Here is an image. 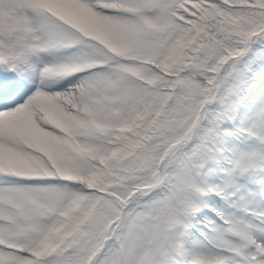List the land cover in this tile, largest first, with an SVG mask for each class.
<instances>
[{"label": "snow or ice", "instance_id": "obj_1", "mask_svg": "<svg viewBox=\"0 0 264 264\" xmlns=\"http://www.w3.org/2000/svg\"><path fill=\"white\" fill-rule=\"evenodd\" d=\"M0 264H264V0H0Z\"/></svg>", "mask_w": 264, "mask_h": 264}]
</instances>
